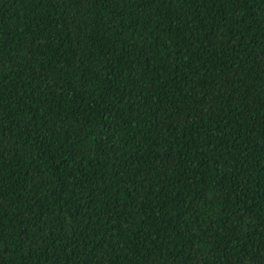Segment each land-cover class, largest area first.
I'll list each match as a JSON object with an SVG mask.
<instances>
[{
	"label": "trees",
	"instance_id": "obj_1",
	"mask_svg": "<svg viewBox=\"0 0 264 264\" xmlns=\"http://www.w3.org/2000/svg\"><path fill=\"white\" fill-rule=\"evenodd\" d=\"M0 264H264V0H0Z\"/></svg>",
	"mask_w": 264,
	"mask_h": 264
}]
</instances>
